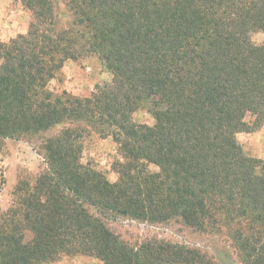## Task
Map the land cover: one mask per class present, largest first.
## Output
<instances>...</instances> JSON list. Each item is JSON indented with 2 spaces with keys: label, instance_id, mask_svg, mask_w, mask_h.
<instances>
[{
  "label": "trees",
  "instance_id": "1",
  "mask_svg": "<svg viewBox=\"0 0 264 264\" xmlns=\"http://www.w3.org/2000/svg\"><path fill=\"white\" fill-rule=\"evenodd\" d=\"M21 1L34 19L0 41V138L57 132L42 141L47 168L33 184L20 176L0 214V264H220L168 240L133 244L105 220L119 215L226 231L242 264H264V159L236 137L264 124V41L251 38L264 33V0H65L63 29L53 0ZM87 54L110 81L87 96L50 87ZM147 102L152 125L133 120ZM81 124L118 144L115 181L83 161Z\"/></svg>",
  "mask_w": 264,
  "mask_h": 264
},
{
  "label": "rangeland",
  "instance_id": "2",
  "mask_svg": "<svg viewBox=\"0 0 264 264\" xmlns=\"http://www.w3.org/2000/svg\"><path fill=\"white\" fill-rule=\"evenodd\" d=\"M53 4L57 17L56 28L73 27V17L65 0H53ZM33 19L32 11L21 0H0V41H9L19 33L27 32ZM251 38L255 43L261 44L264 41V33L253 32ZM112 76L98 55L87 54L76 60H67L57 78L51 81L50 87L58 91L66 89L77 96H87L97 84L110 81ZM253 118L254 116L250 114L246 116V120L250 122ZM133 120L149 125L155 122L149 102L133 113ZM81 125L86 128L81 141L83 161L102 170L111 181H115L118 174L113 169V163L120 159L118 144L111 136L104 137L93 127ZM56 132L57 128H53L38 135L23 136L19 139L0 138V214L11 206L20 176L25 175L32 182L30 184H33L37 176L47 168L42 141ZM236 137L246 154L264 159V124L253 131L238 132ZM149 168L152 171L158 170L154 164ZM90 210L96 212L94 208ZM105 220L112 230L133 244L147 238H158L201 249L209 256H216L220 264H242L226 231L200 232L185 225L181 220L153 224L126 215ZM44 264L103 263L97 257L76 254L64 255Z\"/></svg>",
  "mask_w": 264,
  "mask_h": 264
}]
</instances>
